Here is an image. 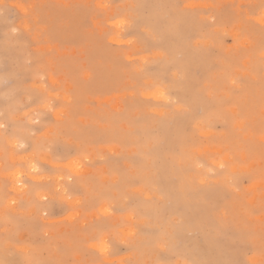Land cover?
I'll return each mask as SVG.
<instances>
[{"label":"rangeland","instance_id":"obj_1","mask_svg":"<svg viewBox=\"0 0 264 264\" xmlns=\"http://www.w3.org/2000/svg\"><path fill=\"white\" fill-rule=\"evenodd\" d=\"M0 125V264H264V0H0Z\"/></svg>","mask_w":264,"mask_h":264},{"label":"snow or ice","instance_id":"obj_2","mask_svg":"<svg viewBox=\"0 0 264 264\" xmlns=\"http://www.w3.org/2000/svg\"><path fill=\"white\" fill-rule=\"evenodd\" d=\"M124 23H125V21H123V20L118 21V24H124ZM0 127H3V125H0ZM221 167H223V165H221ZM106 211H107V210H106ZM100 243H101V245H102V247H101V251L107 253V252L109 251L107 244H105V243L102 242V241H101Z\"/></svg>","mask_w":264,"mask_h":264}]
</instances>
